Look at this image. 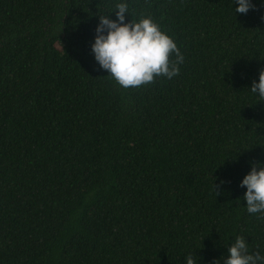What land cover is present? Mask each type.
Here are the masks:
<instances>
[{"label": "trees", "instance_id": "obj_1", "mask_svg": "<svg viewBox=\"0 0 264 264\" xmlns=\"http://www.w3.org/2000/svg\"><path fill=\"white\" fill-rule=\"evenodd\" d=\"M116 2L0 0V264H211L237 234L264 252L237 199L264 161L260 0H128L184 56L128 88L89 49Z\"/></svg>", "mask_w": 264, "mask_h": 264}, {"label": "clouds", "instance_id": "obj_2", "mask_svg": "<svg viewBox=\"0 0 264 264\" xmlns=\"http://www.w3.org/2000/svg\"><path fill=\"white\" fill-rule=\"evenodd\" d=\"M233 3L232 14H243L255 8L252 0H231V5ZM260 4L264 8V0H260ZM108 12H113L114 18H110ZM108 12L97 13L98 20L89 44L93 59L100 69L106 70L105 76L128 88L151 83L156 77L171 78L179 73L184 56L174 38L151 15L139 13L132 19L128 0H118ZM247 89L257 100H264V68ZM225 183L223 179L215 185L212 183V191ZM238 187L244 189L242 196L237 198L244 201L243 209L257 219L264 218V161H249L248 171L238 181ZM255 248L252 250L244 236L237 234L227 244L226 252L218 258L213 257L211 264H264V252L259 250V245ZM183 259L184 264H197L192 251L185 253Z\"/></svg>", "mask_w": 264, "mask_h": 264}]
</instances>
